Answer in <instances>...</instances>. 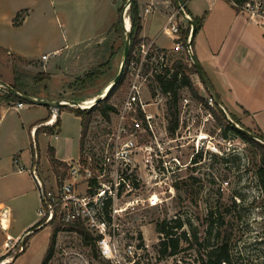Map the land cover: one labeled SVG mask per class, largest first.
<instances>
[{
	"label": "rangeland",
	"instance_id": "1",
	"mask_svg": "<svg viewBox=\"0 0 264 264\" xmlns=\"http://www.w3.org/2000/svg\"><path fill=\"white\" fill-rule=\"evenodd\" d=\"M130 1L0 0V78L31 94L49 95L45 89L48 79L36 80V74L42 71L37 72L32 61L18 59L25 55L37 61L45 54L47 59L43 61L61 65V68L50 67V71L64 75L60 77L61 81L52 80L51 86L57 96L73 100L88 97L80 103L88 105L94 97L91 94H102L120 69L128 30L121 25L120 14L125 9L124 16L130 30ZM18 11L20 16L15 19ZM179 16L187 20L182 13ZM13 20L22 23L14 24ZM113 21L119 23L111 26ZM55 48L59 49L57 53L52 52ZM176 58L191 62L187 49L183 48L172 53L164 65L170 67ZM161 67L156 58L147 64L148 77L142 100L153 102L147 107L159 114L157 126L163 130V125L167 123L168 94H162L154 80V74L161 72ZM94 71L99 73L87 76ZM191 77L200 95L208 98L204 87H199L197 73ZM127 84L126 77L112 91L109 102L115 110L109 111L108 117L98 111L92 114L83 143V156L94 158L101 148L126 95ZM4 92L0 86V104L6 102L2 98ZM179 92L177 109L179 118H182L179 121L181 136L169 143L173 148L168 159L175 155L183 166L172 173L169 180L151 179L140 184L134 192V196L144 198L156 192L159 203L149 205L147 201H139L133 211L124 212L116 218L119 261L114 263L101 256L98 246L92 248L83 242L77 231L63 227L57 232L48 264H201L210 250L224 242L229 261L221 264H264V205L256 173L260 163L259 150L232 131L223 135L209 108L192 97L186 87ZM185 97L188 102L184 105ZM26 106L23 112L21 109H7L0 118V200L13 196L7 202L12 207L8 229L11 233L21 229L34 216L37 218L35 223L39 220L38 190H34L36 181L29 167L35 165L38 177L47 186L55 181L61 183L66 175L63 169L57 174L52 171V166L43 167L48 162L43 139L40 140V149L38 146L34 148L33 164H30L33 154L31 143L34 147L36 142L34 134L29 135L27 121L23 123L21 119L29 108ZM72 108H64L65 115L73 113ZM226 115L229 117L228 112ZM235 116L238 121L235 123L240 127L257 131L249 120L242 117L243 114ZM202 135L205 137L201 138ZM8 160L17 162L18 168H23L21 173L9 171L3 174L8 171ZM139 173L147 180L149 172L141 170ZM23 191L25 193L21 194ZM163 218H180L182 221L181 227L174 228V236L185 232L179 240L178 251L170 255H161L158 251L160 234L155 230L154 222ZM6 222L2 221L0 226H7ZM35 223L31 225L34 229L32 233L26 229L28 233L23 234V231V236L21 234L23 241L31 233L25 250H19V239L2 255L6 256L4 259L0 257V264L3 260L4 264L41 263L54 222L42 226H35ZM128 244L133 245L132 253L127 250ZM5 259L10 260L5 262Z\"/></svg>",
	"mask_w": 264,
	"mask_h": 264
},
{
	"label": "built area",
	"instance_id": "2",
	"mask_svg": "<svg viewBox=\"0 0 264 264\" xmlns=\"http://www.w3.org/2000/svg\"><path fill=\"white\" fill-rule=\"evenodd\" d=\"M228 1L238 11L256 18L258 24L264 27V0ZM145 10H148V7ZM176 14H181L178 8L176 13L167 17L163 31L176 35L175 49L185 48L189 51L188 40L185 43L178 36ZM185 14L189 16L186 11ZM151 45V42L142 39L135 45L133 56L126 66L128 79L126 95L116 111L112 128L105 135L106 139L96 152V156L93 158L84 155L67 162L63 181L61 183L55 181L48 186L38 177L35 165L29 167L36 181L40 199L38 225L52 223L54 219L64 223H82L96 236V246L100 255L114 263L119 261L115 236L116 218L124 212L133 211L139 201L142 203L147 201L149 205L160 201L156 192L144 198L134 196L135 190L140 184L150 182L151 179L158 178L161 182L169 180L172 173L183 166V162L175 155L168 159L173 148L169 143L179 139L182 125L178 123L174 134L168 133L167 123L163 125V130H160L157 126L159 114L147 108L153 102L142 100L148 77L145 69L147 64L152 63L155 58L160 65H164L166 61L165 54L152 51ZM209 100L213 103L211 96L208 97ZM187 102L188 98L185 97L184 105ZM24 103L16 101L15 107H20ZM181 119L180 117L179 121ZM44 123L54 124L51 119ZM22 169L20 166L19 170ZM141 170L149 172L147 180L139 175ZM21 237L19 250L23 249ZM132 247V244L127 245L130 253ZM1 264H4V260Z\"/></svg>",
	"mask_w": 264,
	"mask_h": 264
},
{
	"label": "crops",
	"instance_id": "3",
	"mask_svg": "<svg viewBox=\"0 0 264 264\" xmlns=\"http://www.w3.org/2000/svg\"><path fill=\"white\" fill-rule=\"evenodd\" d=\"M181 2L190 17L203 16L202 25L193 36L191 49L217 94H219L226 112L237 116L243 114L242 117H245L246 120H249L250 123L264 132V27L258 24L256 18L249 17L247 14L238 11L228 0H181ZM137 4L141 18L139 37L162 49L160 52H163L166 59H169L172 53L180 49L174 48L176 35L163 31V25L169 15L176 13L177 6L172 0H137ZM147 7L148 10H145ZM175 21L177 25L179 24L178 36H180L181 27H187L189 22L184 20L179 14L175 15ZM21 23L22 21H20L19 25ZM113 23L115 21L112 22L111 26ZM115 35L117 41L118 33ZM58 51L59 49L55 48L52 52L57 53ZM43 55L45 54H42L41 60L37 61L25 55L18 58L32 61L33 67L37 72L41 70L42 72L49 73L45 88L49 95L33 96L42 99H62L63 97L57 96V92L52 88L51 83L54 81L53 78L61 81L60 77L64 75H58L57 71H50V67L61 68V65L58 66L57 63L43 61V59H47V55L42 57ZM59 71L67 73L61 69ZM66 79L68 80V77ZM6 82L9 83L7 80ZM199 83V87L203 86L208 93L201 80ZM91 96L95 97L96 93L95 95L91 94ZM87 98L82 97L77 99V101L81 103L88 100ZM25 106L29 108L21 116V119L23 123L27 121L30 136L34 134L35 129L39 126L41 128L51 126L44 123L46 120L51 119L54 122L59 117L52 135L42 131L37 137L34 136L35 142L39 147L38 149H40V140L43 139L47 147L48 145L54 147L55 158L57 160L67 163L79 158L81 118L74 112L65 115L63 110L64 108H72L73 106L50 107L24 103L20 107H15V103L2 102L0 104V118L7 109H14L16 111L21 109V112H23ZM41 120L45 121L39 123ZM51 136H53L52 141ZM19 157L21 158L20 155ZM39 159L40 153H38ZM47 161V165L42 164L43 167H51L48 155ZM30 164H33V154ZM7 168L8 171L3 174H8L9 171L11 173H21L18 163H13L12 160L8 163ZM34 190L37 191V186ZM24 193L25 191L21 194ZM37 196L40 207L38 191ZM12 197L0 200V223L2 224V221H7V226H0V256L7 252L11 248V245H14L18 241L23 231L26 233L27 231L25 230L29 229L37 220L36 216H34L28 219L21 229H18L15 233L8 231L10 224L9 215L12 207L7 202ZM9 260L5 259V262Z\"/></svg>",
	"mask_w": 264,
	"mask_h": 264
},
{
	"label": "trees",
	"instance_id": "4",
	"mask_svg": "<svg viewBox=\"0 0 264 264\" xmlns=\"http://www.w3.org/2000/svg\"><path fill=\"white\" fill-rule=\"evenodd\" d=\"M181 1V0H180ZM172 2L176 5L175 0H172ZM122 7L119 8V12L121 11ZM130 33H131V41H130V46H129V54L128 58L126 61V65L124 68L123 75L121 76L120 80L115 84V86L108 92V94L101 100H99L97 103H95L93 106L90 108H79V107H73V111L76 115L80 116L81 118V134H80V156L82 157L83 154V143L84 139L86 137L87 131L89 124L91 122L92 114L95 111H98L102 115L108 117L109 111H114L115 106L109 102L110 96L113 93L112 91L119 87L121 83L124 81L126 78V66L129 62V60L133 56V50L135 49V45L138 43L139 40L142 38L139 37V32L141 30V18L138 12V4L137 0H131L130 1ZM20 16V11L16 13L14 18ZM202 17L203 16H193L191 17L194 22H195V30L194 34L197 32V30L201 27L202 25ZM14 24H19L20 20H13ZM119 23V21L113 23L112 26H116ZM190 29L191 25L188 23L187 27L180 29V37L181 40L184 41L185 43L187 42L189 35H190ZM194 36V35H193ZM193 41V37L191 39V44ZM151 50H156V52L162 51V49L156 47L155 45H151ZM166 65V64H165ZM161 65L162 70L161 72L155 73L154 74V80L157 82L159 90L162 94H168V99H167V131L169 134H174L178 123H179V112L177 109V101L179 99V91L182 87H186L191 94L192 97L198 99L200 102H202L207 108L211 110L213 113L214 117L216 118L221 131L223 135H227V131H232L236 135H239L246 141L254 144L257 146L260 154V163L257 168V177H258V182L261 188L262 192V197H263V205H264V132L257 128V131H252L249 128H245L249 131H252L254 135L260 139H256L253 137H250L243 132H241L234 124L230 121V119L233 122H238L236 120V116L233 113H228L229 117L220 109V107L216 104L214 101V98L210 95L209 91L208 94L209 96L212 97L213 99V105H211L208 101L207 97H203L200 95L198 92L197 88L194 85V82L192 80L191 75L193 73H196V69L192 61L190 63L185 62L181 58H176L173 63L171 64L170 67ZM99 72L94 71V72H89L87 74L88 77H92L94 75H97ZM36 77L37 81H40L39 78H49V74L46 72H38ZM15 89L18 91L25 93V94H30V95H35L27 92L25 89H21L16 84H11ZM4 93H2V98L5 100L7 103L10 101H22L25 102L23 99L18 98L8 92L4 87ZM219 96V94H218ZM220 97V96H219ZM246 113V112H245ZM59 117L56 118L54 121V124L51 126H44V128H41L40 126L35 129L34 136L37 137V135L44 131L47 134H53L54 129L56 124L58 123ZM45 120L39 121V123H42ZM32 151H33V156H34V148L37 147V144L33 147V144L31 143ZM38 148V147H37ZM47 155L48 159L50 162V165L52 166V170L54 173H59L60 169H63L65 171L67 164L66 162L57 160L55 158V150L52 145H48L47 147ZM54 225L51 229V236L50 240L47 246V249L45 251V254L42 258V261L40 264H48L49 259L53 255L54 251V245L56 241V235L57 232L62 229L63 227H68L70 229H73L77 231L82 239L83 242L87 245H90L92 248L96 247V236L93 235L82 223H64L58 219L53 220ZM174 222V223H172ZM39 224V221L35 223V226ZM155 224V230L160 234V241L158 245V251L161 255H170L178 251L179 249V240L182 237V235H185V232L182 233V235L179 236H174V228L181 227L182 221L180 218H163L160 220H156L154 222ZM32 231L34 229L32 227L29 228ZM30 233V234H31ZM28 234L24 240H23V249L22 251L25 250V243L28 239ZM2 259H4L6 256H0ZM229 261V253L228 249L226 248L225 242L220 244L218 248L210 250L206 258H202L201 264H221V262H226Z\"/></svg>",
	"mask_w": 264,
	"mask_h": 264
},
{
	"label": "water",
	"instance_id": "5",
	"mask_svg": "<svg viewBox=\"0 0 264 264\" xmlns=\"http://www.w3.org/2000/svg\"><path fill=\"white\" fill-rule=\"evenodd\" d=\"M176 6L179 9V11L185 15V17L187 18L188 22L191 25V29H190V35L188 38V44H189V56L191 58L192 63L195 66L196 69V73L198 75V77L200 78L202 84L206 87V89L209 91L210 95L214 98V101L216 102V104L220 107V109L227 114L225 108L222 105L221 99L218 96L216 90L214 89L213 85L211 84L209 78L207 77V75L205 74L201 64L199 63V61L197 60L196 56L194 55L192 49H191V39L194 35V30H195V22L194 20L188 16L187 14H185V10L183 8V3L180 0H175ZM125 9L122 10L121 14H120V21H121V25L125 28ZM127 30V35H126V39L124 42V48H123V54H122V61L120 64V69L117 73V75L115 76V78L113 79V81L109 84L108 88L100 95L96 96L93 98V101L90 102L88 105H81L77 100H73V99H42V98H38L35 97L33 95L30 94H25L22 93L20 91H18L17 89H15L10 83L4 81L3 79L0 78V86L4 87L8 92H10L11 94H13L14 96L23 99L25 102H29L31 104H39V105H46V106H50V107H60L63 105H70V106H76V107H86V108H90L91 106H93L95 103H97L99 100L103 99L108 92L115 86V84L120 80L121 76L123 75L124 72V68L126 65V61L128 58V54H129V46H130V41H131V33L129 28H126ZM230 121L234 124V126H236L241 132H243L244 134L256 138L258 139L254 133L252 131H249L243 127H240L238 124H236L235 122H233L231 119ZM260 140V139H258ZM264 142V141H263Z\"/></svg>",
	"mask_w": 264,
	"mask_h": 264
},
{
	"label": "bare ground",
	"instance_id": "6",
	"mask_svg": "<svg viewBox=\"0 0 264 264\" xmlns=\"http://www.w3.org/2000/svg\"><path fill=\"white\" fill-rule=\"evenodd\" d=\"M128 27V21L126 20V17H125V28H127ZM108 86H109V84L104 88L105 90L108 88ZM104 90V91H105ZM103 91V92H104ZM93 101V99L92 100H89L88 102L90 103V102H92ZM84 106V105H83ZM203 137H205V135H202L201 136V138H203Z\"/></svg>",
	"mask_w": 264,
	"mask_h": 264
}]
</instances>
